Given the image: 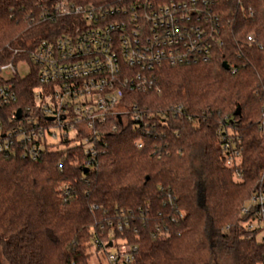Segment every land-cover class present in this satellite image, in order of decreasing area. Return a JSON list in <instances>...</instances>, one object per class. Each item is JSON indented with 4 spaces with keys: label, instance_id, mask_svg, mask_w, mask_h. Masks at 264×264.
Segmentation results:
<instances>
[{
    "label": "trees",
    "instance_id": "obj_1",
    "mask_svg": "<svg viewBox=\"0 0 264 264\" xmlns=\"http://www.w3.org/2000/svg\"><path fill=\"white\" fill-rule=\"evenodd\" d=\"M53 1L0 0V65L12 61L10 50L62 34L64 20L42 18ZM217 1L224 46L213 60L162 68L161 93L136 97L168 116L144 135V148L128 123L109 134L107 152L89 170L77 148L38 163L0 158V264H89L102 227L104 237L112 229L113 240L137 247L133 264H264V245L241 226L245 203L264 190V0ZM13 82L19 101L9 111L24 109L33 89ZM223 136L241 149L234 167L226 166Z\"/></svg>",
    "mask_w": 264,
    "mask_h": 264
},
{
    "label": "built area",
    "instance_id": "obj_2",
    "mask_svg": "<svg viewBox=\"0 0 264 264\" xmlns=\"http://www.w3.org/2000/svg\"><path fill=\"white\" fill-rule=\"evenodd\" d=\"M217 9V0H134L121 6L54 0L42 18L64 20L62 34L41 41L33 50H10L12 61L0 65L5 82L0 85V158L38 163L49 152L77 148L83 154V168L89 170L107 152L109 134L128 123L142 135L135 146L144 148V135L156 128L157 119L166 125L168 116L165 111H158V116L136 97L161 93L162 68L213 60L224 46ZM254 14L253 9L246 12L249 18ZM247 40L257 43L253 34ZM230 70L235 72L233 66ZM15 79L27 81L33 89L23 97L24 109L9 111L19 101ZM173 110L182 114L183 107ZM222 141L226 166H236L239 145L227 136ZM242 215L245 232L264 245L263 189L245 203ZM101 231L90 243L91 259L135 262L137 247L113 240L112 229L106 237L103 227ZM113 249L115 253L110 252Z\"/></svg>",
    "mask_w": 264,
    "mask_h": 264
},
{
    "label": "rangeland",
    "instance_id": "obj_3",
    "mask_svg": "<svg viewBox=\"0 0 264 264\" xmlns=\"http://www.w3.org/2000/svg\"><path fill=\"white\" fill-rule=\"evenodd\" d=\"M110 252H111V253H115L116 250L113 249V250H111ZM90 254H91V253H90ZM91 256H92V255H91ZM1 262H2V264H5L2 260H1ZM89 264H109V262H108V258H107V257H103V258H101L100 262H99L98 260L93 259V257H92V259L90 258V260H89Z\"/></svg>",
    "mask_w": 264,
    "mask_h": 264
},
{
    "label": "water",
    "instance_id": "obj_4",
    "mask_svg": "<svg viewBox=\"0 0 264 264\" xmlns=\"http://www.w3.org/2000/svg\"><path fill=\"white\" fill-rule=\"evenodd\" d=\"M223 68L225 70H227V71L230 70V66L227 63H224L223 64ZM240 115H241V109L238 107L237 110H236V112H235V116H240ZM17 117H18V119H20V117H21V110L18 111Z\"/></svg>",
    "mask_w": 264,
    "mask_h": 264
}]
</instances>
